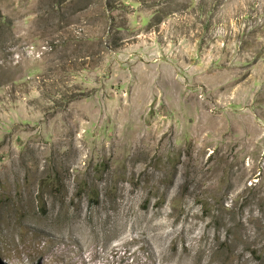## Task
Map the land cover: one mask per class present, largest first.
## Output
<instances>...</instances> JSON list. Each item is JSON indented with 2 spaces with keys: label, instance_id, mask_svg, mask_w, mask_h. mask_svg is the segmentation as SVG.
Returning <instances> with one entry per match:
<instances>
[{
  "label": "rangeland",
  "instance_id": "rangeland-1",
  "mask_svg": "<svg viewBox=\"0 0 264 264\" xmlns=\"http://www.w3.org/2000/svg\"><path fill=\"white\" fill-rule=\"evenodd\" d=\"M0 20V264H264V0Z\"/></svg>",
  "mask_w": 264,
  "mask_h": 264
},
{
  "label": "trees",
  "instance_id": "trees-1",
  "mask_svg": "<svg viewBox=\"0 0 264 264\" xmlns=\"http://www.w3.org/2000/svg\"><path fill=\"white\" fill-rule=\"evenodd\" d=\"M1 26H4V23H3V22H1V20H0V27H1Z\"/></svg>",
  "mask_w": 264,
  "mask_h": 264
}]
</instances>
